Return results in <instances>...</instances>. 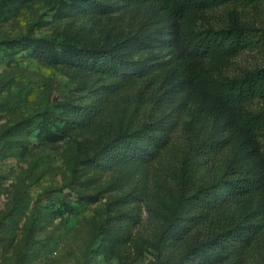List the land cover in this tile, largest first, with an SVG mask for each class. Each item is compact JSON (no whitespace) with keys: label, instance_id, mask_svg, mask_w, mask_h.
Returning <instances> with one entry per match:
<instances>
[{"label":"rangeland","instance_id":"rangeland-1","mask_svg":"<svg viewBox=\"0 0 264 264\" xmlns=\"http://www.w3.org/2000/svg\"><path fill=\"white\" fill-rule=\"evenodd\" d=\"M247 14L264 27V6ZM231 27L225 7L193 13L195 37L220 45L219 53L196 63L163 43L151 44L156 23L125 0H0V219L10 223V231L0 233V264L175 262L194 241L234 224L257 228L246 261L264 264L260 197L224 212L196 204L206 187L224 193L236 172H264V132L252 135L237 125L260 104L224 105L233 78L264 64V49L234 53ZM54 33L95 55L114 51L134 73L162 75V101L140 99L143 78L115 92L91 123L72 131L81 109L114 81L37 58L33 49ZM145 35L147 44H139ZM200 108L215 120L199 152L189 154L183 128ZM161 120L179 130L152 174L103 154L96 163L89 160L114 139L144 135ZM177 199H184L182 217H193L192 237L167 246L158 242Z\"/></svg>","mask_w":264,"mask_h":264},{"label":"trees","instance_id":"trees-1","mask_svg":"<svg viewBox=\"0 0 264 264\" xmlns=\"http://www.w3.org/2000/svg\"><path fill=\"white\" fill-rule=\"evenodd\" d=\"M125 1L131 8L144 9L150 13L151 19L157 25L149 37L151 44L163 43L189 62L205 61L220 51L218 43L197 39L190 28L194 12H203L214 7H225L232 19L229 33L232 36L231 49L234 53L264 49V27H256L247 19L249 17L247 13L264 6V0ZM142 37L138 42L146 45L148 36ZM41 43L42 46L33 49V54L40 60L52 64H64L88 73H100L114 81L105 95H99L91 106L81 109L80 117L71 123L72 131L91 123L107 107L115 92L126 90L140 79L146 78L144 89L140 91V99L145 98L147 102L152 103L162 101V75L134 73L130 71L127 61L114 51L99 52L100 54L95 55L92 51L73 48L66 41L64 33H54L41 39ZM164 90V94H167V89ZM254 103L260 104L259 109L237 122L238 127L252 135L264 132V64L240 72L227 87L224 101L226 108H237ZM214 120L210 110L200 108L185 124L184 142L189 154L199 152L204 136L210 133ZM147 129L142 130L145 131L144 135H137L136 138L131 135L124 140L114 139L89 160L96 163L95 157L103 154L114 161L133 164L152 174L162 153L173 142L179 126L177 123L169 124L161 120L148 131ZM236 174L233 181L223 186L226 189L224 193L220 191L222 187L217 185L206 187L204 199L196 200L197 206L215 212H224L244 198L258 196L262 203L258 215L264 220V172H251L245 175L236 172ZM183 210L184 199H177L171 209L167 228L158 243L167 246L177 245L192 237L193 217L190 219L182 217ZM6 221L7 218L0 219V233L10 231L7 228L10 223ZM176 229L175 233L168 232ZM256 229H247L234 224L222 234L206 238L200 243L194 241L177 261L163 260L155 264H247L246 258L251 246L252 234H255Z\"/></svg>","mask_w":264,"mask_h":264}]
</instances>
